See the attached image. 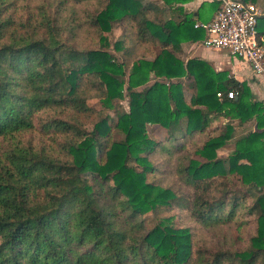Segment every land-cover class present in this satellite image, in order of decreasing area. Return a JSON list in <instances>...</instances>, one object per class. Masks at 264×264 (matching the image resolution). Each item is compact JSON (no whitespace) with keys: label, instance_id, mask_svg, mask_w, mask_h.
I'll use <instances>...</instances> for the list:
<instances>
[{"label":"trees","instance_id":"1","mask_svg":"<svg viewBox=\"0 0 264 264\" xmlns=\"http://www.w3.org/2000/svg\"><path fill=\"white\" fill-rule=\"evenodd\" d=\"M68 1L95 9L69 22L0 0V141L36 121L48 135L0 150V264H264V105L246 82L176 56L205 39L183 11L193 0ZM82 28L98 48L77 46ZM233 121L256 130L236 135ZM156 157L174 168L169 185ZM161 211L179 222L145 225ZM231 222L252 225L245 246L209 237Z\"/></svg>","mask_w":264,"mask_h":264},{"label":"rangeland","instance_id":"2","mask_svg":"<svg viewBox=\"0 0 264 264\" xmlns=\"http://www.w3.org/2000/svg\"><path fill=\"white\" fill-rule=\"evenodd\" d=\"M16 1H20L19 4L21 3L23 5L29 6V8H25L24 10L27 14L20 13L22 15L27 16L31 14H36L37 12L36 7L41 6L47 9L50 8V12L53 13V15L60 17L64 20H67L69 22L71 21L72 17H74L73 15H75L77 18L78 17L86 18L85 15L93 12L95 9V4L93 2H89L86 4L83 3L80 5H76V4L73 5L68 0H16ZM166 14L168 13L166 12ZM259 29L260 30L262 29L261 25H259ZM77 33H78V37L75 39V41L77 43V46L80 49L88 50V49L98 48L99 43H98V33L97 32L91 29L89 30L88 28L86 29L82 28ZM120 36H121V31L117 27L114 28L110 34H107V38L110 40L111 43H113L116 39L120 38ZM179 54L180 53L176 55L178 57H181V59H183L182 61L185 62L184 60L189 57V48H186L185 51H182L181 54L183 55L181 54L179 55ZM115 55L119 56V53L118 54L115 53ZM215 68L216 67H214L213 69ZM221 68H226V67L222 64ZM253 98L255 99L254 96ZM255 100L258 101L257 99ZM261 103L263 104V102ZM116 105H117L116 108H118V110L119 109L126 110V111L128 110L126 99L123 101H120ZM113 116H115V114H113ZM243 125H245V127H243ZM243 125L239 126L237 121L232 122V126L235 128L236 135L244 134L250 130L251 131L256 130L253 121L248 122ZM153 133H156V135H158L157 137L161 136V134L158 131H154ZM46 136L48 137V135ZM46 136L42 134L41 128L36 121L32 129L21 133L19 136H16L13 140H10V142L0 141V150L1 148L3 149L4 147H7V146L10 147L11 145L18 146L20 142L24 143V145L26 146L27 144L48 145V139ZM233 149H234L233 145L231 144L227 145L217 150V156L219 158H226L233 151ZM155 159H156V162L163 169V171L161 172L159 176L160 179L162 180L164 185H169L175 179L173 175L174 168L166 166L165 164L162 165L163 160L160 157H156ZM236 170L241 174L244 173L245 175L246 173L250 172L251 165L249 161H247L246 159H239L236 163ZM183 191L186 192V190H183ZM263 193H264V190H263ZM175 214H177V211H169V212L161 211L157 215L149 214L147 215V217H145V225L151 228L153 227L155 222H157L159 219L163 217H169V216L170 217L174 216L175 218L174 222L177 224L179 222L178 221L179 215L178 214L175 215ZM253 233L254 232H253V228L251 224L239 225V223L231 222L229 224L215 228L214 231L209 233V237L214 238V239L216 238L219 240L223 238H225L228 241L235 240L239 246H245L247 244V241L250 240V237H252Z\"/></svg>","mask_w":264,"mask_h":264},{"label":"built area","instance_id":"3","mask_svg":"<svg viewBox=\"0 0 264 264\" xmlns=\"http://www.w3.org/2000/svg\"><path fill=\"white\" fill-rule=\"evenodd\" d=\"M259 11L241 0H220V7L209 22L196 23L205 32L203 47L224 50L243 60L255 76L264 78V41L257 31ZM220 97V94H217ZM228 98H233L229 93Z\"/></svg>","mask_w":264,"mask_h":264},{"label":"crops","instance_id":"4","mask_svg":"<svg viewBox=\"0 0 264 264\" xmlns=\"http://www.w3.org/2000/svg\"><path fill=\"white\" fill-rule=\"evenodd\" d=\"M213 1L219 2V7H220V0H193L182 5L183 11L187 15L193 14L195 19V24L204 21L206 22L211 21L217 11H213V12H210L209 10H206L204 12L202 11L200 18H199V11H200V7L203 4H210ZM255 6L259 11V17L257 21V31L264 41V34L261 32L258 26V24L261 25L260 24L261 20L259 21V19L261 17H264V0H259V2H257ZM162 8H163V14H165V16L168 17L170 15L169 9L167 7H162ZM166 12L168 14H166ZM186 48H189V57L184 60L185 62L188 59L197 58L199 60H203L209 63L210 65H212L213 68L216 67L214 69L216 72H224V71L228 72L229 77H232L233 79L240 82L241 81L246 82L255 99L263 102L264 105V78L255 76L253 72L250 70L249 66L245 62H243V60H239L230 56L227 53V51L224 50H217V49H210L203 47L201 43L198 45H192L187 43L184 45L183 51H185ZM181 53L182 52H180V54ZM178 58L180 59L181 57ZM222 64L226 68H221ZM243 127H245V125H243Z\"/></svg>","mask_w":264,"mask_h":264}]
</instances>
